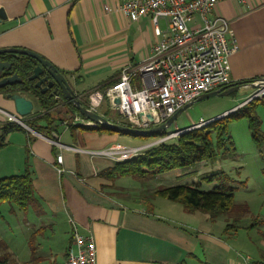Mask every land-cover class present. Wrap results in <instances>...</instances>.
I'll return each instance as SVG.
<instances>
[{
    "label": "crops",
    "instance_id": "1",
    "mask_svg": "<svg viewBox=\"0 0 264 264\" xmlns=\"http://www.w3.org/2000/svg\"><path fill=\"white\" fill-rule=\"evenodd\" d=\"M117 5L118 0H0L6 14L0 21V48L40 53L60 70L72 72L67 75L71 85L87 99L116 81L123 67L145 59L160 38L149 15L132 21ZM214 12L230 20L231 39L238 44L226 59L231 78L264 77V0H223ZM134 81L139 83L140 77ZM5 111L15 113L14 101L0 92V131L8 123ZM59 130L51 138L14 128L0 146V177L23 172L28 162L43 218L61 214L70 224L63 257L51 259L56 264L64 262L74 228L94 236L97 264H247L225 236L210 229L209 217L167 198L151 208L132 205L125 184L118 183L121 176L111 180L98 175L116 161L85 150L122 142L121 133L62 123Z\"/></svg>",
    "mask_w": 264,
    "mask_h": 264
},
{
    "label": "built area",
    "instance_id": "2",
    "mask_svg": "<svg viewBox=\"0 0 264 264\" xmlns=\"http://www.w3.org/2000/svg\"><path fill=\"white\" fill-rule=\"evenodd\" d=\"M220 1L223 0H118V9L132 21L149 15L155 34L160 38L145 59L134 66L123 67L119 78L105 90L91 92L87 97V108L102 113V105L106 102V106L125 118L130 126L147 129L166 122L178 109L202 93L236 82L231 78L226 59L238 49V44L231 39L230 20L214 12ZM137 76L140 77L139 83L134 81ZM252 82L260 86L253 89L245 103L264 95L263 77ZM249 87L248 83H243V88ZM5 114L7 122L20 124L15 113L5 111ZM71 122L98 125L80 113L74 114ZM206 122L209 119L166 130L159 138L145 144L117 142L101 150L85 151L106 155L115 161L124 160ZM61 123L70 124L68 119ZM52 142L57 143L54 139ZM57 161L63 162L61 153L57 155ZM244 260L247 264H264L252 262L249 256ZM62 264H97L94 236L74 228L72 244L67 248Z\"/></svg>",
    "mask_w": 264,
    "mask_h": 264
},
{
    "label": "rangeland",
    "instance_id": "3",
    "mask_svg": "<svg viewBox=\"0 0 264 264\" xmlns=\"http://www.w3.org/2000/svg\"><path fill=\"white\" fill-rule=\"evenodd\" d=\"M252 91L253 88L250 87L241 88L231 94L215 95L198 100L184 110L167 131L210 119L235 106L234 109H237L245 104L244 100ZM105 106L106 102L101 109ZM255 110L261 121L257 139L253 137L248 118L241 116L229 123V133L235 145L234 150L219 151L214 159L202 160L157 175L121 176L118 183L125 184L124 194L133 197L128 202L135 206L144 205L151 208L158 203L159 199H165L152 194L153 189L158 185L200 180L203 189L211 190L216 182L202 181L200 175L223 170L228 173L237 187L234 192L235 203L246 205L247 211L240 216L239 221L235 220V215L211 218L209 212L199 210L198 213L209 217L208 226L210 221H213L214 224L212 223L210 229L214 233L225 236L232 244L235 253L238 252L241 257L249 256L252 260L264 262V104L255 102ZM69 123L73 124L71 119ZM207 123L209 122L200 126ZM122 135L124 138L121 143L139 145L151 142L162 134L159 136ZM43 213L32 206L23 211L12 202L0 203V245L3 244L0 246V255L7 250L8 262L56 264L52 261L53 256H57V261L63 257L71 233L70 224L64 215L56 214L49 220L43 218L45 214ZM233 222L237 226V232L232 233V227L227 231L224 230L227 223Z\"/></svg>",
    "mask_w": 264,
    "mask_h": 264
},
{
    "label": "trees",
    "instance_id": "4",
    "mask_svg": "<svg viewBox=\"0 0 264 264\" xmlns=\"http://www.w3.org/2000/svg\"><path fill=\"white\" fill-rule=\"evenodd\" d=\"M0 59L10 60L12 62L11 72H17L24 79V82L21 84L0 88V92L6 94L8 92L22 91L35 101L37 106L36 111L26 119L27 125L33 130L53 138L54 135L59 134V126L62 120L68 117L70 121L74 114H79L76 106L71 101H67L62 93L57 96L51 95L50 91L42 92L40 88L35 86L33 80L28 79L35 66L34 58L27 55L9 53L0 55ZM61 71L66 76L72 73L65 70ZM254 80L245 79L241 80V82L250 83ZM111 84L112 82L104 85V90ZM79 98L83 104H87V99H85L84 95L79 96ZM258 101L264 104V95L246 102L244 105L206 125L184 131L177 138L151 146L143 153L131 158L116 161L113 166L99 171L98 175L111 180L125 175L152 176L189 166L202 160L214 159L219 151L234 150L235 145L229 133V123L238 117H247L253 137L257 139L258 134H260L259 127L261 122L255 110V102ZM101 112L113 122L130 126L125 118L112 111L108 106L101 109ZM77 126L132 136H143L115 130L100 124L97 126L69 124V127L72 129ZM1 127L0 146L5 143L4 136L7 132L14 128L24 129L22 125L15 122L4 123ZM161 134L163 132L151 136H159ZM200 179L209 183L216 182V184L211 190L203 189L200 180L171 185H158L153 189L152 194L181 203L189 212L199 210L209 212L211 218H216L220 215H235V220L239 221L240 216L247 211V206L235 203L234 192L237 187L233 184L228 173L223 170L207 172L201 174ZM3 201L12 202L23 211L28 210L31 206L39 212L42 211V200L35 191L33 174L28 162L23 172L0 177V203ZM234 222L227 223L224 230L227 231L232 227V233L237 232L238 229ZM4 247L7 248V246ZM8 254V251L5 250L0 255V264H17L16 262H8ZM202 264L206 263L202 261Z\"/></svg>",
    "mask_w": 264,
    "mask_h": 264
},
{
    "label": "water",
    "instance_id": "5",
    "mask_svg": "<svg viewBox=\"0 0 264 264\" xmlns=\"http://www.w3.org/2000/svg\"><path fill=\"white\" fill-rule=\"evenodd\" d=\"M5 18H6V14L4 9L0 8V21ZM9 53L15 55H27L35 59V66L33 67L32 72L29 75L28 79L33 80L35 86L40 88L42 92L50 91L51 95H59L62 93L64 97L67 99V101H71L76 106L80 114L96 122L97 124L115 130H120V131L134 133L143 136L155 135L161 132H165L184 110H186L188 107H190L194 102L198 100L209 98L215 95L231 94L243 88V82L236 81L228 86H224L218 89H214L202 93L196 99H194L189 103H186L183 107L178 109L173 115H171L167 119L166 122L147 129H140L126 124L113 122L109 120L107 117H105L102 113L88 109L87 106L82 103L81 99L79 98V95L75 92L68 77L49 59L43 57L40 53L25 47L11 46V47L0 48V55L9 54ZM11 69H12V62L10 60L0 59V88L10 87L12 85L21 84L24 82L23 77L20 76L17 72H11ZM2 74L4 75L1 77ZM263 82H264V77H263ZM248 84L253 89L258 88L260 86L258 83L255 82H250ZM5 95L7 98H10L14 101L15 114L16 116L19 117V121H20L19 123L28 126L24 122V117L34 112L35 101L31 97L24 94V92L22 91L8 92ZM116 101H118V99ZM230 111H227L225 113L210 118L209 122L226 115Z\"/></svg>",
    "mask_w": 264,
    "mask_h": 264
},
{
    "label": "flooded vegetation",
    "instance_id": "6",
    "mask_svg": "<svg viewBox=\"0 0 264 264\" xmlns=\"http://www.w3.org/2000/svg\"><path fill=\"white\" fill-rule=\"evenodd\" d=\"M4 74L1 75V77L3 76Z\"/></svg>",
    "mask_w": 264,
    "mask_h": 264
}]
</instances>
